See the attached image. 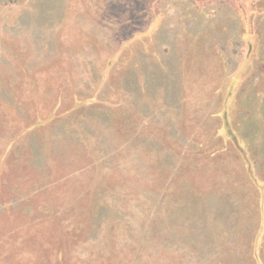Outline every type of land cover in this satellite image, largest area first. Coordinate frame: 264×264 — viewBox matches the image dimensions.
<instances>
[{
    "label": "rangeland",
    "instance_id": "obj_1",
    "mask_svg": "<svg viewBox=\"0 0 264 264\" xmlns=\"http://www.w3.org/2000/svg\"><path fill=\"white\" fill-rule=\"evenodd\" d=\"M0 264H264V0H0Z\"/></svg>",
    "mask_w": 264,
    "mask_h": 264
}]
</instances>
